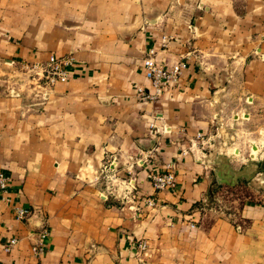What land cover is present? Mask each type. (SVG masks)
<instances>
[{"label": "crops", "instance_id": "0c3cea01", "mask_svg": "<svg viewBox=\"0 0 264 264\" xmlns=\"http://www.w3.org/2000/svg\"><path fill=\"white\" fill-rule=\"evenodd\" d=\"M149 49L186 64L155 101ZM51 55L74 63L42 101L16 68ZM107 165L131 198L104 196ZM0 172V264H37L42 225L46 264H264V0H0Z\"/></svg>", "mask_w": 264, "mask_h": 264}, {"label": "built area", "instance_id": "2783aa9c", "mask_svg": "<svg viewBox=\"0 0 264 264\" xmlns=\"http://www.w3.org/2000/svg\"><path fill=\"white\" fill-rule=\"evenodd\" d=\"M155 51L149 49L146 57L143 59V64L147 70V78L149 85L152 88L151 93H147L145 89L136 85L137 95L141 100L155 101L163 95L165 90L173 83H176L181 77L183 70L186 67L185 62L178 61L169 66L163 63H157L155 61ZM74 61L71 56H56L51 55L46 61H25L21 63V66L16 68L17 71L25 75L28 86L32 89L31 94L36 99L45 101L50 96V89L57 82H66L69 79L70 67ZM198 138L202 139V136L198 134ZM203 144V143H202ZM158 147L154 148L157 151ZM109 165L105 166L100 173V177L106 179L108 182L107 193L104 194L106 198L109 195L115 194L120 191V197L122 199H129L132 197L134 187L131 179L121 178L117 173L110 170ZM10 183V176L3 172H0V188L3 192H7ZM150 183L152 189L155 191H172L176 187V173L174 166L171 162L165 163L163 170L152 171L150 174ZM5 199V198H4ZM143 203L146 208L153 209L156 206V202L150 196L143 199ZM16 217L20 220H26L31 211L24 207H16ZM49 231L46 225L41 226V231L35 245H33V254L39 258L37 264L43 263L40 258L46 252L45 241L48 237ZM16 238H12L5 246V250L9 251L13 245L17 243ZM136 247L139 251V256L142 260L143 255L147 251V239H138L136 241ZM52 264V263H49Z\"/></svg>", "mask_w": 264, "mask_h": 264}, {"label": "rangeland", "instance_id": "374dc122", "mask_svg": "<svg viewBox=\"0 0 264 264\" xmlns=\"http://www.w3.org/2000/svg\"><path fill=\"white\" fill-rule=\"evenodd\" d=\"M235 128H237V127H234L231 130H233ZM214 134H216V133L214 132ZM215 139H218V138L214 137L211 144H215V146H219ZM240 196H241V194L237 190H230L226 193L220 194L217 197V199L215 198L216 203L214 200H212L213 202L209 203L208 206L213 208V209L222 208L224 210H230V209L233 210V207L235 205H237V201H238V198Z\"/></svg>", "mask_w": 264, "mask_h": 264}, {"label": "bare ground", "instance_id": "6f19581e", "mask_svg": "<svg viewBox=\"0 0 264 264\" xmlns=\"http://www.w3.org/2000/svg\"><path fill=\"white\" fill-rule=\"evenodd\" d=\"M256 150V148H254Z\"/></svg>", "mask_w": 264, "mask_h": 264}]
</instances>
